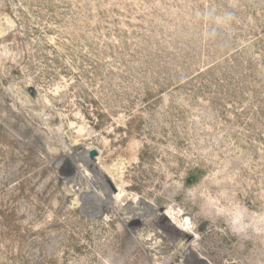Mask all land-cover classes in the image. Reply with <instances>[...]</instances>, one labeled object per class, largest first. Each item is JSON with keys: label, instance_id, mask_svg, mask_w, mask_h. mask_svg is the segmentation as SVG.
<instances>
[{"label": "rangeland", "instance_id": "obj_1", "mask_svg": "<svg viewBox=\"0 0 264 264\" xmlns=\"http://www.w3.org/2000/svg\"><path fill=\"white\" fill-rule=\"evenodd\" d=\"M0 264H264V0H0Z\"/></svg>", "mask_w": 264, "mask_h": 264}, {"label": "bare ground", "instance_id": "obj_2", "mask_svg": "<svg viewBox=\"0 0 264 264\" xmlns=\"http://www.w3.org/2000/svg\"><path fill=\"white\" fill-rule=\"evenodd\" d=\"M79 156H80L81 158H85L83 153H82V154L80 153ZM108 199H109V198H108ZM107 209H109L108 204H107L106 202H103V203L100 205V210L107 211ZM137 216H138V217H137ZM141 221H142V218L139 217V215L136 214V215L132 218L131 222L129 223L127 230L125 229V230L123 231V233H124L125 235H127V236H128L130 233H133V231H134L136 228H138V227L140 226ZM168 234H169V233H168ZM169 237L171 238V240L173 239V236L170 235V234H169Z\"/></svg>", "mask_w": 264, "mask_h": 264}]
</instances>
